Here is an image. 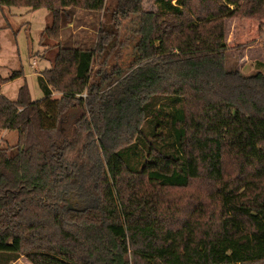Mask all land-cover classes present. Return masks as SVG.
<instances>
[{
    "label": "trees",
    "instance_id": "trees-1",
    "mask_svg": "<svg viewBox=\"0 0 264 264\" xmlns=\"http://www.w3.org/2000/svg\"><path fill=\"white\" fill-rule=\"evenodd\" d=\"M154 5L0 0L52 14L40 39L44 97L33 99L26 81L7 97L3 85L23 70L0 73V132L18 133L0 144V264L23 255L33 264L264 262V61L249 75L228 68L225 28L227 18H262L264 0ZM68 7L107 10L96 48L61 43ZM132 15L138 38L124 64L115 53ZM85 138L100 151L89 174L71 157ZM195 181L210 189L193 209L167 194Z\"/></svg>",
    "mask_w": 264,
    "mask_h": 264
},
{
    "label": "rangeland",
    "instance_id": "rangeland-1",
    "mask_svg": "<svg viewBox=\"0 0 264 264\" xmlns=\"http://www.w3.org/2000/svg\"><path fill=\"white\" fill-rule=\"evenodd\" d=\"M155 0H143L145 10H155ZM234 7V6H232ZM52 14L47 8L29 10L23 6H5L0 8V73L10 76L17 70H23L24 76L10 80L5 87L7 97L15 99L18 88L26 81L29 85L33 99L44 97L40 86L39 75L42 70L50 66V61L41 57L45 53L40 39L44 29L51 23ZM107 10L90 11L79 7L65 8L60 18L61 43L65 47H73L76 44L84 49H94L99 39L101 27L108 22ZM139 16L132 15L122 18V25L118 36V58L120 62L128 64L132 57L134 44L138 38ZM226 52L228 68H238L244 74L249 75L257 71L256 62L264 61V15L262 18L231 17L225 20ZM57 49H51L56 54ZM50 55V53L48 52ZM51 56V55H50ZM114 56V55H113ZM96 58L93 66V74L100 68V62ZM264 72V70H262ZM4 91V92H5ZM60 92L54 91L53 98L59 97ZM18 141L16 130L0 132V144L2 146L14 145ZM100 154L99 148L94 146L87 138L82 140L79 148L71 154V157L79 159L88 169V174L93 170ZM89 179V177H88ZM92 174L87 182L91 189ZM210 187L204 181H195L185 189L168 190L169 196L182 204V208L197 204L207 195ZM72 199V200H71ZM69 204L75 206V199L71 198ZM67 205V203H66ZM180 210H183V209ZM177 216L182 214L176 213ZM12 264H33L25 255ZM255 264H264L259 262Z\"/></svg>",
    "mask_w": 264,
    "mask_h": 264
},
{
    "label": "crops",
    "instance_id": "crops-1",
    "mask_svg": "<svg viewBox=\"0 0 264 264\" xmlns=\"http://www.w3.org/2000/svg\"><path fill=\"white\" fill-rule=\"evenodd\" d=\"M8 83V82H7ZM7 83H5L4 85H3V87H2V91H3V93H6V89H5V87L7 86ZM19 89V88H18ZM5 91V92H4ZM17 93H18V91H17ZM11 97H16L17 96V94H16V96H12V95H10Z\"/></svg>",
    "mask_w": 264,
    "mask_h": 264
}]
</instances>
